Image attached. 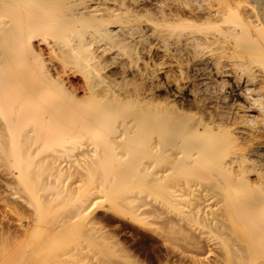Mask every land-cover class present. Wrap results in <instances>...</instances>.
I'll use <instances>...</instances> for the list:
<instances>
[{
  "label": "bare ground",
  "instance_id": "obj_1",
  "mask_svg": "<svg viewBox=\"0 0 264 264\" xmlns=\"http://www.w3.org/2000/svg\"><path fill=\"white\" fill-rule=\"evenodd\" d=\"M138 1L0 0V72L28 33L49 34V52L82 83L49 95L68 77L57 71L41 84L21 68L12 76L24 113L89 141L115 182L135 176L145 191L175 180L164 206L186 199L176 217L191 233L157 232L168 255L195 262L193 234L209 260L264 264V3L181 15L175 3ZM145 201L127 212L144 224L139 214L156 210Z\"/></svg>",
  "mask_w": 264,
  "mask_h": 264
},
{
  "label": "rangeland",
  "instance_id": "obj_2",
  "mask_svg": "<svg viewBox=\"0 0 264 264\" xmlns=\"http://www.w3.org/2000/svg\"><path fill=\"white\" fill-rule=\"evenodd\" d=\"M74 1L79 4L81 0ZM163 1L164 8L175 3L173 9L180 7L179 14L191 15L229 0ZM238 2L255 9L264 0ZM5 21L7 16L0 10V24ZM50 42L51 36L45 32L28 33L15 46L9 69L0 72V264H222L207 259V245L198 236L189 235L196 250L195 262L169 256L157 236V232L174 228L191 233L176 217V212L187 209V200L179 198L176 203L175 199V204L164 206L175 180H163L158 189L145 191L135 176L125 183L115 182V173H105L108 162L104 157L91 154L94 147L89 141L79 134L39 127L30 111L24 113L17 97L18 82L12 76L21 68L28 67L41 84L57 71L68 77L62 91L55 89L49 95H64L71 82L82 83L78 73H68L49 52ZM17 56L25 59L19 62ZM126 166L114 162L112 167L120 170ZM149 168L153 173L161 165L149 163ZM144 201L157 204L154 213L139 214L149 221L145 224L127 213L129 204L134 207ZM159 203H163L161 207Z\"/></svg>",
  "mask_w": 264,
  "mask_h": 264
}]
</instances>
